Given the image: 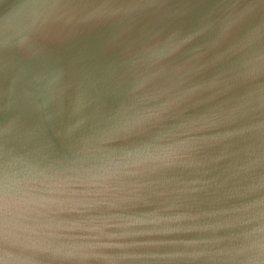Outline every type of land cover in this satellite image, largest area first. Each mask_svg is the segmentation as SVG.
I'll return each instance as SVG.
<instances>
[{
    "label": "clouds",
    "instance_id": "9594fccd",
    "mask_svg": "<svg viewBox=\"0 0 264 264\" xmlns=\"http://www.w3.org/2000/svg\"><path fill=\"white\" fill-rule=\"evenodd\" d=\"M0 264H264V0H0Z\"/></svg>",
    "mask_w": 264,
    "mask_h": 264
}]
</instances>
